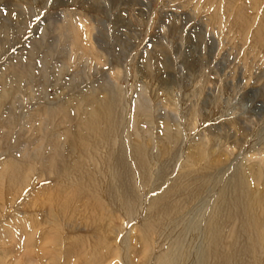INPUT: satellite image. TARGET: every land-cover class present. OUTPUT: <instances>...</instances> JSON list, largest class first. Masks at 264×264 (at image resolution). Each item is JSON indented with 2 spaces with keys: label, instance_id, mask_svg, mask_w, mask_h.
<instances>
[{
  "label": "rangeland",
  "instance_id": "374dc122",
  "mask_svg": "<svg viewBox=\"0 0 264 264\" xmlns=\"http://www.w3.org/2000/svg\"><path fill=\"white\" fill-rule=\"evenodd\" d=\"M238 180L264 186V0H0V264H155Z\"/></svg>",
  "mask_w": 264,
  "mask_h": 264
},
{
  "label": "bare ground",
  "instance_id": "6f19581e",
  "mask_svg": "<svg viewBox=\"0 0 264 264\" xmlns=\"http://www.w3.org/2000/svg\"><path fill=\"white\" fill-rule=\"evenodd\" d=\"M73 100L74 99L67 101L64 107L66 108L71 104H76L79 108L77 109V115H81L79 117L83 121L85 120V124L83 125L89 126V123L97 117L103 118V114H100L101 110L98 107H81L83 101L79 99ZM74 116L70 117L68 120H73ZM108 122H110V119H108ZM107 130L110 131L109 124ZM84 132V127L81 126L75 135H77V138H81L82 136L84 138ZM85 152L86 149L79 151L78 162H85ZM87 153L89 155L87 158L88 163L97 161L94 157H91L89 152ZM35 158L38 159V155H36ZM61 167L62 166H59V168ZM66 167L68 171L72 173V177L63 178L61 180L62 182L74 183L77 179L75 175H78V177L86 179L89 182L86 187V189H89L93 180L96 181L99 177L98 175L96 176L97 178H94V174L91 173L90 169L89 173L80 170L77 163L70 167L66 165ZM83 169L85 170L86 168L84 167ZM250 172L252 178L256 181H258V177H261L262 171L258 167L250 168ZM85 175H87V177ZM247 184L248 183L245 181L238 180L235 186H225L224 188L226 190L224 189L220 195L217 194L218 196L211 204V207L205 209L208 210L207 220H205L204 223H202L203 221H195V224H192L191 230L187 233L185 232V235H176L174 241L167 246L165 252L155 261V264H235V261L241 258L242 254L243 259L246 255H251L253 259L255 256L254 249L264 248V231L261 230V223L264 222V186L257 193L251 194L252 191L250 192L248 190ZM204 187L209 189V182H205ZM183 193L190 194L187 189H184ZM223 197L224 199H222ZM220 198L222 199L221 202L219 200ZM195 200L196 199H191L187 202L185 200H179L177 203L178 206H175L176 214L170 217V223H176V218L185 213L188 206ZM126 207L127 209L135 210L129 203H127ZM260 208L263 210L262 212L258 210ZM168 214L170 215L169 212ZM184 217L185 216L182 217L181 221L185 220ZM163 218L164 217L160 216L159 220ZM177 224H179V222ZM201 224H203L204 227L213 226L211 230L209 228V232L207 231L208 234L204 236L202 241L200 240V236L203 231L198 230ZM145 226L147 227L148 225ZM261 231L263 233H261ZM172 234L173 232L169 234L168 239L171 240V238L174 237V234ZM186 239H189V243L187 244L185 243ZM261 239H263L262 242L260 241ZM240 242H244V245ZM102 253L107 254L106 252ZM116 257L117 260L121 261L118 254H116ZM6 258L9 257L5 256L1 259L6 262L8 260ZM8 262L11 263L12 261L8 260Z\"/></svg>",
  "mask_w": 264,
  "mask_h": 264
}]
</instances>
